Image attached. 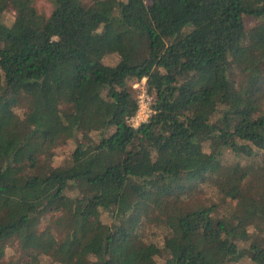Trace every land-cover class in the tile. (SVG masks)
I'll return each mask as SVG.
<instances>
[{
    "label": "trees",
    "instance_id": "1",
    "mask_svg": "<svg viewBox=\"0 0 264 264\" xmlns=\"http://www.w3.org/2000/svg\"><path fill=\"white\" fill-rule=\"evenodd\" d=\"M51 1L0 0V264H264V0Z\"/></svg>",
    "mask_w": 264,
    "mask_h": 264
},
{
    "label": "rangeland",
    "instance_id": "2",
    "mask_svg": "<svg viewBox=\"0 0 264 264\" xmlns=\"http://www.w3.org/2000/svg\"><path fill=\"white\" fill-rule=\"evenodd\" d=\"M84 3H90L91 0H82ZM36 6L38 8V10L42 13H45L47 15H49L52 11V1L51 0H36ZM14 17H15V12L13 10H8L5 12L4 14V20L6 21V23L8 24H11L14 20ZM246 23H247V26H251V25H254L255 23V20L251 17H247L246 18ZM118 60V56L116 54H109V55H106L104 57V61L106 63H115L116 61ZM137 83V82H136ZM134 83V84H136ZM140 83V87H142V81L138 82ZM134 90H135V95H137V92L139 91V88H135L133 86ZM15 110L19 113L22 112V110L20 108H15ZM81 140L85 141V142H95L97 139H96V135L92 132H89V131H85L84 133H82L81 135ZM75 146V143H71V145H66V147L64 148V154L60 155V156H57L55 158V164L58 165L62 162V160L65 158V157H69L72 150H73V147ZM224 159L228 160V161H232V160H237V158L230 152V151H226L225 154H224ZM243 162H245L244 159H242ZM103 218L105 220H108L110 221V216L109 214L107 213H103ZM46 218V217H45ZM44 218V219H45ZM15 246V244H13L12 246H9L8 247V250H7V258L11 257L14 253V250H13V247ZM42 262L43 263H46V264H53L52 263V260L51 258L47 257V256H43L42 258Z\"/></svg>",
    "mask_w": 264,
    "mask_h": 264
},
{
    "label": "built area",
    "instance_id": "3",
    "mask_svg": "<svg viewBox=\"0 0 264 264\" xmlns=\"http://www.w3.org/2000/svg\"><path fill=\"white\" fill-rule=\"evenodd\" d=\"M134 87L139 88L136 95L138 99V110L128 121L132 126L139 127L142 123L147 122L154 113V96L148 91L146 78L142 80V87H140V83L138 82L134 84Z\"/></svg>",
    "mask_w": 264,
    "mask_h": 264
}]
</instances>
